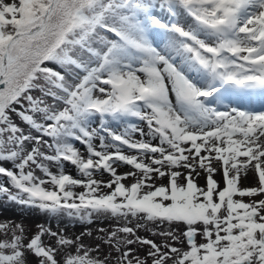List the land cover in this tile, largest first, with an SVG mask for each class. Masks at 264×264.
<instances>
[{
  "label": "snow or ice",
  "instance_id": "snow-or-ice-1",
  "mask_svg": "<svg viewBox=\"0 0 264 264\" xmlns=\"http://www.w3.org/2000/svg\"><path fill=\"white\" fill-rule=\"evenodd\" d=\"M0 200V264H264V0H0Z\"/></svg>",
  "mask_w": 264,
  "mask_h": 264
},
{
  "label": "rangeland",
  "instance_id": "rangeland-1",
  "mask_svg": "<svg viewBox=\"0 0 264 264\" xmlns=\"http://www.w3.org/2000/svg\"><path fill=\"white\" fill-rule=\"evenodd\" d=\"M123 171V169H121ZM11 222V223H20L26 227V229L35 230V226L38 224H46V218L40 215L38 212L32 209L24 208L15 204H9L6 200H0V222ZM54 230L56 229L55 222L52 224ZM105 224H93L91 225L92 229L95 230L97 227H107ZM63 223L60 224V228H64ZM83 228L80 225L76 227H67L69 233L79 234ZM138 235L148 236V233L140 231Z\"/></svg>",
  "mask_w": 264,
  "mask_h": 264
}]
</instances>
